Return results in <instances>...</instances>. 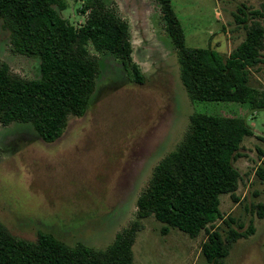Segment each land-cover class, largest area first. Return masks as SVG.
Here are the masks:
<instances>
[{"label": "rangeland", "instance_id": "374dc122", "mask_svg": "<svg viewBox=\"0 0 264 264\" xmlns=\"http://www.w3.org/2000/svg\"><path fill=\"white\" fill-rule=\"evenodd\" d=\"M63 1L66 9L61 15L77 27L83 25L88 14L81 8L87 0ZM104 2L128 22L132 58L145 81L133 82L114 54L89 45L99 64L97 89L87 113L71 115L58 140H42L29 123H0V220L13 234L29 240H36L42 230L69 245L82 242L105 249L136 220L139 196L157 164L184 139L192 114L243 117L253 135L244 139L234 160L241 175L238 200L221 195L224 217L214 227L226 242L230 227L244 233L253 226V233L233 243L225 264H264V182L257 176L264 163L260 152H264V61L250 69L252 103L192 101L159 2ZM172 4L186 45L211 46L225 58L246 39V24L255 18L264 27V0H172ZM240 8L250 12L246 24L236 19ZM256 10L259 15H252ZM3 62L15 75L40 77V60L16 53L0 20ZM142 224L133 245L134 264H206L202 246L208 241L207 231L196 237L177 228L163 233L164 224L154 216Z\"/></svg>", "mask_w": 264, "mask_h": 264}, {"label": "trees", "instance_id": "16d2710c", "mask_svg": "<svg viewBox=\"0 0 264 264\" xmlns=\"http://www.w3.org/2000/svg\"><path fill=\"white\" fill-rule=\"evenodd\" d=\"M157 1L178 51L180 77L190 99L252 103L250 69L264 61L262 23L254 18L251 25L246 24L250 12L240 8L236 19L246 24V39L225 58L211 46L188 47L172 0ZM64 9L63 0H0V20L10 33L13 50L40 60L38 78H23L13 74L8 63L0 64V123H29L49 143L63 135L71 115L83 116L91 106L99 64L90 55L89 45L114 54L133 82L145 81L132 58L128 22L104 0H87L81 12L88 17L80 27L61 15ZM251 135L253 129L243 117L192 114L184 139L157 164L139 196L136 220L105 249L82 242L69 245L42 230L36 240H29L13 234L0 220V264H134L133 245L143 229L142 220L150 216L164 224L163 233L177 228L196 237L207 231L208 241L202 246L206 264H225L233 243L254 232L253 226L244 233L230 227L225 242L214 227L224 217L221 195L231 194L238 200L235 192L241 175L234 160ZM257 176L264 182V163Z\"/></svg>", "mask_w": 264, "mask_h": 264}]
</instances>
